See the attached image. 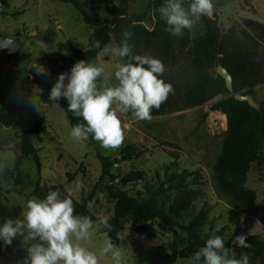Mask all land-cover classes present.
Listing matches in <instances>:
<instances>
[{
    "label": "rangeland",
    "instance_id": "374dc122",
    "mask_svg": "<svg viewBox=\"0 0 264 264\" xmlns=\"http://www.w3.org/2000/svg\"><path fill=\"white\" fill-rule=\"evenodd\" d=\"M1 18V33L19 36L26 47L11 53L0 47V214L5 219L18 218L29 199L43 198L50 190L73 188L75 182H82L79 191L72 197L80 201L95 189V203L90 209L93 226L88 241L83 246L97 253L98 264H112L109 256H100L105 240H111L107 233H100L102 221L114 213L116 204L113 182L102 181V165L97 157L96 146L70 136L71 123L65 111L47 103V96L38 84V78H45L51 86L60 72L38 64L28 66V59L37 57L57 58L69 48L68 39H76L87 45L93 29L86 24L82 15L65 0H7ZM87 10L96 12L102 18H112L111 7L117 4L129 12H147L146 23L153 28L154 18L148 6L150 0H81ZM213 14L217 17L220 34L231 44L238 43L252 52L259 64L263 78L254 88L253 96L264 102V0H213ZM188 7V0H184ZM101 12L106 13L102 16ZM202 18L194 20L190 29L191 40L187 46L175 44L168 48L151 45L140 46L142 55L160 59L165 71L162 79L170 83L173 91L170 103L159 115L150 120H140L130 112L119 114L123 131V142L115 149H102L104 154L116 160L114 172L119 189L145 198L146 187L157 186L175 174L187 173L192 187L199 190L191 212L178 219L183 227L192 215L205 209L208 219L201 223L197 232L205 237V229L211 232L220 229L219 235L226 239V247L238 256V246L232 243L236 236L260 235L264 239V211L244 207L236 202L218 183V165L223 149V139L228 129L227 116L211 106L221 95L203 104H192L189 93L197 85V75L192 65L193 48L196 39L205 35ZM112 41L108 46L114 47ZM120 58L113 57L104 49L90 62L105 69L103 81L115 84L114 64ZM44 69L43 73H40ZM25 100V104L22 101ZM12 113V115H11ZM24 125L39 132L34 139L42 169L39 175L31 156L24 154L17 146V132ZM99 145V144H98ZM133 145L144 153L137 159L125 161L119 149ZM19 164V170L15 169ZM141 169L145 180L122 185V177L131 170ZM67 173H73L69 180ZM19 175L21 182L18 181ZM39 181V186L37 183ZM247 187L256 193V204L264 205V151L252 163ZM103 192L104 199L97 198ZM170 197L159 199L158 206L167 207ZM74 205V202H73ZM159 234L155 239H144L131 228L126 220L120 234L124 264H192L190 258L175 257L176 251L193 244L189 232L178 227L170 228L157 221ZM256 264H262L259 260ZM251 264V263H250Z\"/></svg>",
    "mask_w": 264,
    "mask_h": 264
},
{
    "label": "trees",
    "instance_id": "16d2710c",
    "mask_svg": "<svg viewBox=\"0 0 264 264\" xmlns=\"http://www.w3.org/2000/svg\"><path fill=\"white\" fill-rule=\"evenodd\" d=\"M4 6L8 5L7 0H3ZM71 3L82 15L83 20L93 31L87 45L76 39H68L69 48L64 54L57 58L37 57L28 59V66L38 64L42 67H49L60 72H69L71 67L80 60H92L98 57L105 45L115 41L117 45L121 42L124 30H130L134 33L129 43L133 47L135 54H141L139 47L158 45L168 48L175 44L187 46L190 43V29H185L179 37H174L166 31V23L156 12L163 0H150L149 10L153 14L154 26L149 30L146 23L147 12L133 13L117 4L111 7L112 18H102L96 12H89L81 0H65ZM206 27L205 35L196 39L193 52L192 65L197 75V85L189 93V100L192 104H203L211 101L221 95L224 97L212 104V110L222 111L228 119V129L223 139V149L218 165V183L222 190L227 192L236 202L244 207L254 208L264 211V205L256 204V193L246 185L248 174L252 163L264 151V102L260 103L257 109L250 105L248 101H240L235 98L236 93L254 94V88L261 82L263 74L259 64L253 59L252 52L238 43L230 44L228 38L220 34L217 26V17L201 16ZM147 25V27H146ZM95 41H100L101 47L94 48ZM83 48H91L85 52ZM219 65L225 67L233 77L234 93L226 85L225 79L218 74ZM38 84L47 96L51 90L50 83L45 78H38ZM25 100L22 104H25ZM70 121L71 125L83 123L82 118L74 116L67 110L68 104L64 98L58 102ZM170 97L160 105L158 109L151 110V116L161 114L169 105ZM12 115V113H11ZM40 137L38 131L24 125L22 132H17V146L24 154L31 156L37 166L40 175L42 169L41 157L38 149L34 145V139ZM91 138V137H89ZM92 140V139H91ZM92 145L97 148V157L102 165V174L100 180L109 178L113 183L117 180L114 172L116 160L111 156L104 154L98 145L99 142L92 140ZM121 158L130 161L139 158L144 152L133 145H126L119 149ZM15 169L19 170V164ZM69 180L73 179V173H67ZM191 175L187 173H178L159 183L157 186L149 185L146 187V197L140 198L130 194L123 189L115 190L116 204L114 213L108 217V223L111 225L109 230L103 225L99 232L107 233L113 243H120V234L125 229L126 220H130L131 228L144 239H155L158 237L159 230L157 221L168 225L172 229L182 227L178 219L192 211L195 198L199 190L192 187L188 181ZM144 170L136 169L126 173L121 184L126 186L135 182L145 180ZM19 182L21 176L19 175ZM39 181L37 186H39ZM3 187L0 184V194ZM95 189L80 201L75 200L74 209L76 214L86 215L93 220V215L87 207L89 201H93ZM170 197L171 202L167 207L158 206L159 199ZM208 219V212L205 209L190 217V221L182 228L189 232L193 244L185 247L181 251L175 252V257L190 258L193 253L204 245L207 236L202 237L198 232V226ZM4 218L0 214V222ZM219 235V233H218ZM246 243L250 248L238 247V256L247 254L251 264H256L259 260L264 264V239L260 235H251L247 237ZM27 245L21 238L13 240L11 245L0 243V259L4 258L8 264H19L26 255ZM237 256V257H238Z\"/></svg>",
    "mask_w": 264,
    "mask_h": 264
},
{
    "label": "clouds",
    "instance_id": "9594fccd",
    "mask_svg": "<svg viewBox=\"0 0 264 264\" xmlns=\"http://www.w3.org/2000/svg\"><path fill=\"white\" fill-rule=\"evenodd\" d=\"M213 0H163L156 9L167 25L166 31L179 37L185 29H191L194 20L213 14ZM102 16L107 14L101 12ZM147 27V25H146ZM149 30H152L149 27ZM134 33L124 30L121 42L104 51L120 58L114 64L116 83L103 81L105 69L89 60L76 62L69 72L59 74L51 87L49 101L57 102L64 98L67 110L82 118L83 123L71 127L70 136L76 140L99 142L102 149H115L123 142V131L119 114L131 113L140 120H150L151 110L158 109L173 91L170 83L162 79L165 71L163 62L149 55L135 54L129 43ZM94 48H100L95 41ZM89 52L91 48H83ZM44 69L40 72L43 73ZM82 182L77 180L73 188L50 190L43 198L34 197L27 201L18 218H7L0 222V243L11 245L21 238L27 245L22 264H98L96 252L83 246L88 241L93 226L90 217L75 213L72 195L81 189ZM97 198L103 200L105 194L98 192ZM95 203L89 201L87 207ZM102 223L111 230L105 218ZM208 233L204 245L190 257L192 264H250L249 256L238 257L226 247V239L218 235L220 229ZM245 235L236 236L232 243L241 248H250ZM100 256H109L112 264H124L121 247L105 240Z\"/></svg>",
    "mask_w": 264,
    "mask_h": 264
},
{
    "label": "water",
    "instance_id": "95a60500",
    "mask_svg": "<svg viewBox=\"0 0 264 264\" xmlns=\"http://www.w3.org/2000/svg\"><path fill=\"white\" fill-rule=\"evenodd\" d=\"M3 7H4V2L3 0H0V31L2 28L1 18H2V13H3ZM26 44L27 43L23 41L19 36H10V35L0 32V47L5 50L10 51L11 53H17L21 50H24L26 47ZM217 72L219 75H221L225 79L227 88L232 93H234L233 77L231 73L222 65L218 66ZM235 98L240 101H248L251 106L257 109L260 108V103L251 94L236 93ZM83 141L89 144L92 143L91 138H88L87 140H83ZM113 186L115 190L119 189L118 183L116 181L113 183Z\"/></svg>",
    "mask_w": 264,
    "mask_h": 264
},
{
    "label": "crops",
    "instance_id": "0c3cea01",
    "mask_svg": "<svg viewBox=\"0 0 264 264\" xmlns=\"http://www.w3.org/2000/svg\"><path fill=\"white\" fill-rule=\"evenodd\" d=\"M6 34H7V35H10V34H8V33H6ZM22 261H23V260H22ZM22 261H20L19 264H22ZM0 264H7L4 258H1V259H0ZM8 264H9V263H8Z\"/></svg>",
    "mask_w": 264,
    "mask_h": 264
}]
</instances>
